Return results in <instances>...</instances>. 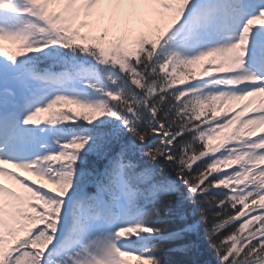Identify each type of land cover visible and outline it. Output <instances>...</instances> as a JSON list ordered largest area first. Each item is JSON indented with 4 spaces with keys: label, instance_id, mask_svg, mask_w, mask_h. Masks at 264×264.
Masks as SVG:
<instances>
[{
    "label": "snow or ice",
    "instance_id": "obj_1",
    "mask_svg": "<svg viewBox=\"0 0 264 264\" xmlns=\"http://www.w3.org/2000/svg\"><path fill=\"white\" fill-rule=\"evenodd\" d=\"M0 264H264V0H0Z\"/></svg>",
    "mask_w": 264,
    "mask_h": 264
}]
</instances>
